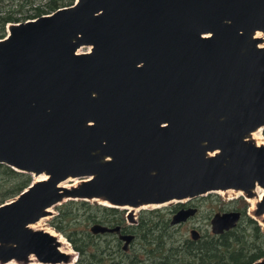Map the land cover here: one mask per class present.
I'll use <instances>...</instances> for the list:
<instances>
[{
  "label": "water",
  "instance_id": "95a60500",
  "mask_svg": "<svg viewBox=\"0 0 264 264\" xmlns=\"http://www.w3.org/2000/svg\"><path fill=\"white\" fill-rule=\"evenodd\" d=\"M7 31L0 164L46 178L0 205V264H72L58 236L33 227L64 199L129 207L133 223L142 206L260 187L264 223V144L252 138L264 130V0H76ZM70 179L80 183L61 185ZM241 218L216 213L211 230ZM91 232L118 233L125 249L135 237Z\"/></svg>",
  "mask_w": 264,
  "mask_h": 264
},
{
  "label": "trees",
  "instance_id": "16d2710c",
  "mask_svg": "<svg viewBox=\"0 0 264 264\" xmlns=\"http://www.w3.org/2000/svg\"><path fill=\"white\" fill-rule=\"evenodd\" d=\"M75 1L0 0V39L6 37L10 23L36 19L71 6ZM33 177L32 173L0 164V205L27 189L33 183ZM179 206L175 204L174 207L178 209ZM56 208L50 226L62 233L78 252V259L73 264H117L116 261L140 264L143 261L137 250L131 257L121 251L116 233L91 232V226L98 223L113 227L124 225L119 208L87 200H68ZM246 210L243 209V217L234 229L220 235L204 232L198 240L190 237L183 241L174 239L169 233L173 227L170 219L160 214V209L148 210L149 214L140 216L134 228L136 239L133 244L136 241L141 243L145 261L150 262L157 258V253L165 250L161 258L173 264H250L264 258V230L257 220L247 215ZM166 237L172 243L169 248L165 247L168 244ZM177 241L181 246L176 245Z\"/></svg>",
  "mask_w": 264,
  "mask_h": 264
},
{
  "label": "rangeland",
  "instance_id": "374dc122",
  "mask_svg": "<svg viewBox=\"0 0 264 264\" xmlns=\"http://www.w3.org/2000/svg\"><path fill=\"white\" fill-rule=\"evenodd\" d=\"M260 38H262V37H260ZM263 42H264V39L262 38L260 43H263ZM80 50L82 52H84V51L87 50V48L86 47H82ZM262 134H263V131H262ZM33 178H34V181L38 180L35 176ZM66 182H67V184H72L73 183L72 181H66ZM223 194H225V193H223ZM228 194L231 195V196H237V195H239L238 197L241 198L242 201L246 203V206H247V210H246L247 215L248 216H251L252 218L255 217V214H254L255 208H254V210H251V206H252L251 205V202L249 201V199L246 196H244V194H240L236 190L233 191V192L232 191L226 192V195H228ZM78 200H82V199H78ZM66 201H68V199H64L62 201V203L63 202H66ZM91 202H97V201L92 200ZM177 203L178 202H174L173 201V202L167 203L166 205H163L161 207H158V209H160V214L163 215V216H165V217H168L170 219L172 217L174 211L177 209V208L175 209V207H174L175 204H177ZM58 205H60V204H57V205H55L54 207L51 208V210H52L51 215H48L47 217L42 218L40 221H38L36 224H34L33 227L36 228V229H50V230L56 231L52 226H50V220L57 213V208L56 207ZM119 209L121 211L122 218L123 219H126V218L129 219V214L128 213L130 211L127 210V209H125L124 207H120ZM153 209H157V208L150 207V208H142V209L135 210L134 211V218H135V220H134L133 223L138 224L139 219H140V216H142V215L143 216H146L147 214H149L148 213V210H153ZM145 211H147V212H145ZM215 213H216V211L212 212L211 210L207 209L204 205H200V210L197 213V215L194 216L193 218L189 219L187 222H184V223H182L180 225H172L170 223V226L173 227V228H171L169 230V233H171L174 236V239H178L180 241H183L185 238H190L191 237V230L193 229V227L198 228L202 232V234L204 232H210L211 233V222H210V220H211V217ZM255 218H257V220L259 221V224H261V226H262V228L264 230V223L262 222L263 221V217H261V218L255 217ZM129 222H131L130 219H129ZM98 224H100V223H98ZM125 224L126 223H124V225ZM117 226H119V225H117ZM121 229H122V227H121ZM98 234H102V233H98ZM104 234H106V233H104ZM129 234H131V233H129ZM103 238L104 237H102V239ZM166 240H168V244L165 245V247L166 248H169L170 247V244H172L171 243V240L168 237H166ZM69 244H70V247L72 249H74L73 246H72V244L71 243H69ZM176 245L177 246L179 245V242L178 241L176 242ZM179 246H181V244ZM133 250L134 251H131L132 253H135V250H137L141 254V256L143 258V261H141L140 264H151L150 261H145L146 256L144 254L143 247H142V245H141V243L139 241H136L133 244ZM165 252L166 251L163 250L162 252L157 253L156 254L157 258H161V256H164L165 255ZM167 253H168V251H167ZM77 258H78V252L76 251L75 252V255H74V261H72V262L74 263L77 260ZM34 261H36V260H34Z\"/></svg>",
  "mask_w": 264,
  "mask_h": 264
},
{
  "label": "flooded vegetation",
  "instance_id": "af4514ba",
  "mask_svg": "<svg viewBox=\"0 0 264 264\" xmlns=\"http://www.w3.org/2000/svg\"><path fill=\"white\" fill-rule=\"evenodd\" d=\"M208 36H211V35H208ZM84 52L85 53L86 52H91V49L87 48V50L84 51ZM238 196L239 195L231 196L229 194L226 195V193L225 194H218V193H215V192H213V193L209 192V193H206V194H202V195L193 197V198H191L189 200L188 199L183 200V202H178L177 203L180 206H179V208L177 210L174 211L172 217L170 218V223L172 221L173 216L178 211H180L181 209L196 208L197 209L196 214H194L193 216H190L186 221H183V222H181L179 224H176V225H180V224H182L184 222H187L189 219H191V218H193L194 216L197 215V213L200 210V205H204L207 209L211 210L212 212L216 211V213H225V212H230V211H241L242 212V216H243V209H247V206H246V203L243 202L242 199L239 198ZM212 217H211V219H212ZM210 222H211V220H210ZM124 223H126V224L125 225H121V227H122L121 233L122 234H129V233L133 234L134 228L136 227L137 224L129 222V219H127V218L124 219ZM234 228H232V229H234ZM193 229H197L200 232L201 236H202V232L198 228L193 227ZM211 233L214 234L212 232V230H211ZM116 235H117V237L119 239V244H120V247H121V251L125 255H127L128 257H131L132 255H134V253H132L131 251H134L133 250V242L136 239V235H135L134 239L130 242V244H129L127 249H125V246H124L125 245V241L120 239V235L118 233H116ZM214 235H216V234H214ZM217 235H220V234H217ZM201 236H200V238H201ZM191 238H192V236H191ZM116 262H117V264H122L123 263L122 261H116ZM158 262H162L164 264H173L170 261L165 260L163 258H155V259H153L151 261V264H155V263H158ZM176 264H180V263H176Z\"/></svg>",
  "mask_w": 264,
  "mask_h": 264
},
{
  "label": "bare ground",
  "instance_id": "6f19581e",
  "mask_svg": "<svg viewBox=\"0 0 264 264\" xmlns=\"http://www.w3.org/2000/svg\"><path fill=\"white\" fill-rule=\"evenodd\" d=\"M262 37L264 39V33L262 32H258L257 33V37ZM259 46L263 47L264 46V42L263 43H260ZM90 48V47H89ZM79 52H82L81 50H79ZM252 138L257 142V144L259 145H263L264 144V135L262 134V129H258L256 131H254L252 133ZM36 177V176H35ZM38 180H42V179H45L46 176L45 175H39L36 177ZM68 181H72L73 183L72 184H67V182L65 183H62L61 185H65V186H73V185H76V184H79V180L78 179H70ZM230 191H235V190H230ZM240 194H244L243 191H238ZM255 193L257 194L256 197H253V198H250V197H247L249 199V201L251 202V210H254L255 206H256V203L262 198L263 196V190L260 188V187H257L255 189ZM105 204V203H104ZM167 204V203H165ZM108 206V204H105ZM163 206L162 204H158V205H146V206H142L140 208H137L135 210H138V209H142V208H150V207H153V208H158V207H161ZM125 209L129 210V207H124ZM46 230H49L52 234L58 236V238L60 239V242H61V249L65 252H67L68 254L72 255L74 257L75 255V252L72 250V248L70 247V244L68 241H66L63 237H61L59 234H57L55 231L53 230H50V229H46ZM33 260H36V259H33ZM74 260V259H73ZM72 260V261H73Z\"/></svg>",
  "mask_w": 264,
  "mask_h": 264
},
{
  "label": "built area",
  "instance_id": "2783aa9c",
  "mask_svg": "<svg viewBox=\"0 0 264 264\" xmlns=\"http://www.w3.org/2000/svg\"><path fill=\"white\" fill-rule=\"evenodd\" d=\"M218 193H222L223 194V193H225V191H218Z\"/></svg>",
  "mask_w": 264,
  "mask_h": 264
}]
</instances>
